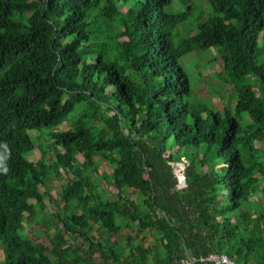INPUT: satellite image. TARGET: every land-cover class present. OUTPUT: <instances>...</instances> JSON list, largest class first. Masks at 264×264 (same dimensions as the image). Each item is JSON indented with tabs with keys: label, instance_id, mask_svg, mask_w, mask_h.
<instances>
[{
	"label": "trees",
	"instance_id": "trees-1",
	"mask_svg": "<svg viewBox=\"0 0 264 264\" xmlns=\"http://www.w3.org/2000/svg\"><path fill=\"white\" fill-rule=\"evenodd\" d=\"M185 2L0 0L2 264H264V0ZM216 46L232 103L198 100L184 63Z\"/></svg>",
	"mask_w": 264,
	"mask_h": 264
},
{
	"label": "rangeland",
	"instance_id": "rangeland-1",
	"mask_svg": "<svg viewBox=\"0 0 264 264\" xmlns=\"http://www.w3.org/2000/svg\"><path fill=\"white\" fill-rule=\"evenodd\" d=\"M185 1L183 0H176L175 9L181 10L184 7H181L184 5ZM185 4L190 6L194 10V15L202 14L203 18L207 17L208 14V6H207V0H186ZM209 5V4H208ZM120 7L123 9L125 8L122 3H120ZM195 19L192 17L189 23L179 25L177 28V31L179 35L185 36L189 34H193L195 30ZM220 49L216 46L210 49L207 52H193L189 56H187L184 59V63L188 65L190 69V73L194 80V86H195V96L198 100H203L205 102H208L209 100L212 101V103H232V94H233V87L231 84H225V87H219V78L216 77V72H218L222 68V63L220 61ZM214 59V60H213ZM217 88V89H216ZM218 91V92H217ZM216 92V93H215ZM62 129H67L68 124L65 122L62 126ZM30 147L32 148V154L30 155L31 160H40L43 159L40 152V146L39 142L37 140V133L35 131L30 132V136L27 139ZM255 153L258 157V159L261 162V165L264 166V142L256 141L255 142ZM80 160H82L81 156H78ZM100 170L102 172H109V167L104 161H100ZM181 163V162H180ZM179 163H175L176 171L178 172L181 170ZM106 190H101L100 194L103 198H113L110 192H115V188L107 183H104ZM61 189V185L59 182H55V187L50 188V194L53 198L57 197L58 192ZM130 190H126V192H129ZM37 201L40 202L42 206L46 207L47 213L43 215L46 220L51 218V213L53 212L52 204L50 203L49 196L47 194H40L37 196ZM33 229L30 230L26 227V225L23 226L25 230L29 233V235L34 236L36 235L39 241H46V238L43 234H35L36 230L38 228H41V224L32 223ZM50 234L54 233V230H51L49 232ZM3 260V250L0 246V264H2Z\"/></svg>",
	"mask_w": 264,
	"mask_h": 264
},
{
	"label": "built area",
	"instance_id": "built-area-1",
	"mask_svg": "<svg viewBox=\"0 0 264 264\" xmlns=\"http://www.w3.org/2000/svg\"><path fill=\"white\" fill-rule=\"evenodd\" d=\"M181 170L178 172L176 171L177 176L179 177L180 175L183 174V167H181ZM202 261H210L211 264H235L227 255L221 254V255H216L212 254L208 258H201ZM194 261L192 259H187L182 262V264H192Z\"/></svg>",
	"mask_w": 264,
	"mask_h": 264
},
{
	"label": "water",
	"instance_id": "water-1",
	"mask_svg": "<svg viewBox=\"0 0 264 264\" xmlns=\"http://www.w3.org/2000/svg\"><path fill=\"white\" fill-rule=\"evenodd\" d=\"M179 166H181V167H183V168L185 167V165L182 164V163H179ZM178 179H179V185H180L181 187H183V186L186 185V178H185V175H184V174L180 175V176L178 177Z\"/></svg>",
	"mask_w": 264,
	"mask_h": 264
},
{
	"label": "clouds",
	"instance_id": "clouds-1",
	"mask_svg": "<svg viewBox=\"0 0 264 264\" xmlns=\"http://www.w3.org/2000/svg\"><path fill=\"white\" fill-rule=\"evenodd\" d=\"M0 159H2V158H0ZM180 163V162H179ZM182 163V162H181ZM182 164H184V163H182ZM179 165V164H178ZM183 170H184V168H183ZM4 171L6 172L7 171V168H4ZM175 173H176V166H175ZM184 174V173H183ZM177 175V174H176Z\"/></svg>",
	"mask_w": 264,
	"mask_h": 264
}]
</instances>
